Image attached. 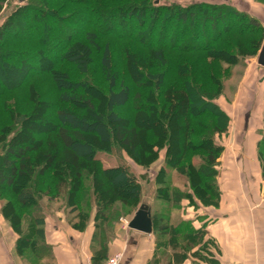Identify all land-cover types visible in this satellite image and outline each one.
I'll list each match as a JSON object with an SVG mask.
<instances>
[{
    "label": "trees",
    "instance_id": "1",
    "mask_svg": "<svg viewBox=\"0 0 264 264\" xmlns=\"http://www.w3.org/2000/svg\"><path fill=\"white\" fill-rule=\"evenodd\" d=\"M6 1L0 0V12ZM60 1L31 0L30 5L20 13L30 15L37 29L35 37L28 35L20 40L27 44L24 52L7 49V38L19 35L26 21L19 22L11 16L0 28V58L9 65H4L8 72L20 76L15 68L25 70L27 58L37 63L35 69L46 61L49 72L37 71L26 86H32L35 79L49 74L55 84L57 99L52 119V126L57 124V127L53 126L49 134H41L37 141H27L29 135L25 127L31 116L26 113L11 117L10 125L0 128V188L13 189L20 178L31 179L16 195L18 206L30 219L28 230L21 232L22 222H9L18 236L16 250L28 251L36 260L50 257V248L45 240L46 215L39 197H49L54 202L64 197L66 209L70 208L68 214L71 212L77 220V223L71 220L68 223L79 231L88 227L91 210L96 203L93 264H105L109 253L108 242L116 224L125 215H134L141 204L143 188L129 167L105 168L96 158L98 148L106 145V152L127 151L137 164L144 167L158 160L164 152L165 164L156 177V197L165 201L169 209L179 207L184 198L191 197L185 188L175 186L174 176L179 175L187 176L190 191L202 203L214 204L218 196V159L224 151L222 139L227 136L230 127V118L218 105L222 95L219 93L221 82L214 81L213 73L206 81L203 79L204 74H200L199 67L204 59L199 57L191 72L188 65H181L179 81L168 85L171 57L166 52L205 54L229 65L238 64L242 58L257 55L264 39V29L257 19L225 4L193 3L183 6L175 0H163L156 5L155 0H130L121 7L110 8L102 0H83L81 11L64 15L63 8L53 7ZM82 14H95L98 23L107 22V17H119L117 26L121 33L110 29L102 31L92 22L86 24L82 36L76 35L79 25L76 21L78 17H84ZM45 19L60 24L69 34V38L56 47L58 54L54 58L40 54V58L35 56L38 53L36 49L43 51L44 42H48L50 29L44 26ZM132 23L135 31L126 33V28ZM152 36L159 41L157 44L146 43ZM112 40H118L127 54H134V48L138 47L152 54L154 67L149 73L138 71L135 61L131 64L137 76L144 77L143 85H137L138 89L149 87L145 100L142 92L136 93L137 86L129 84L122 69L114 64ZM165 41L168 42L165 44ZM31 44L39 46L34 48ZM95 61L108 87L103 99L96 96L97 88L89 71ZM62 67L85 78L73 80L70 70L64 71ZM213 85L215 88L211 89ZM19 87H25V84ZM5 97V89L0 87V108L10 114ZM134 98L137 113L150 112L155 118L156 125L150 126L152 140H144L139 127L125 125L120 114ZM151 101H156V105L151 106ZM99 102L103 103L102 108ZM180 106L186 107V112L194 111L193 115L177 116L176 110ZM172 124L176 126V133L172 132ZM143 128L147 133V128ZM9 131L13 132V136L7 140ZM181 134L186 137L182 142L185 146L182 152L177 148L178 138L176 140V135ZM258 152L264 178V128ZM145 154L153 157L150 162L145 159ZM196 160H199L198 164ZM65 174L69 175L70 181L66 180ZM102 181L109 183L107 188H102ZM84 184L86 187L79 189ZM96 187L99 190L97 195L94 194ZM119 188H126V192H118ZM78 192L80 201L73 196ZM116 200H122V208H114ZM129 205L136 209L126 213ZM152 219L154 233L158 235L157 254L160 257L154 264H184L196 238L190 224H177L168 209L153 213Z\"/></svg>",
    "mask_w": 264,
    "mask_h": 264
},
{
    "label": "rangeland",
    "instance_id": "2",
    "mask_svg": "<svg viewBox=\"0 0 264 264\" xmlns=\"http://www.w3.org/2000/svg\"><path fill=\"white\" fill-rule=\"evenodd\" d=\"M73 1V2H72ZM107 7H121L125 5L127 2H130V0H102ZM136 1H150V0H136ZM161 1V2H160ZM174 1V0H172ZM175 3L181 4L183 6H187L193 3H209V4H221V5H228L235 9L238 12L245 13L249 17L255 18L258 20V22L261 24V26L264 29V1L259 0H175ZM82 2L83 0H62L60 2L54 3L53 7L55 9L63 8L62 13L64 15H69L71 13H76L81 11L82 9ZM155 4L163 3V0H155ZM31 3V0H7L4 3V6L2 8V11L0 12V28L1 26L11 18L17 19L19 22H24V26L22 30L20 31L19 35L15 36H9L7 38L8 46L7 49L14 50V51H22L24 52L27 50V44L25 42H21L22 38L24 36H32L35 37L37 34V29L35 27L34 22H32L30 15H22L20 13H23L25 8H27ZM63 5H66V7H63ZM22 15V16H21ZM84 17H78L77 23L78 29L76 35L82 36L84 32V27L88 23H94L100 30H112L114 33H121V29L117 26V23L120 21L119 17H113L110 19V17H107L105 23H98L97 18L95 14H82ZM44 26H48L50 29L49 35H47L48 42H44L43 45V51L37 50L35 52H38L35 54L37 58H40L41 56H48L49 58H54L58 52L55 51L57 49L61 42L63 40H66L69 38V34L67 33L64 28L50 20H43ZM42 27V26H41ZM135 31L134 23H132V26H129L126 28V33H133ZM202 43L203 40H200ZM251 41V40H250ZM152 42V43H158L159 41L156 40L155 36H152L148 38L146 43ZM168 41H165V44ZM43 44V42H42ZM113 44V51H114V64L122 69L124 73V79L129 82V84H133L135 86L142 84L143 85V78L139 77L134 72V69L132 68L131 64L135 61L137 63V69L138 71L142 70L145 73H149L154 67V60L152 54H150L149 51L144 50L142 48H134V54L133 53H126L123 45L118 42V40H112ZM264 44V39L262 42V46ZM34 48H37L39 45L35 44L32 45ZM242 46V45H241ZM261 46V48H262ZM260 48V50H261ZM257 53L256 56H249L247 58H242V60L238 64L229 65L225 61H218L212 57H209L205 54H188V55H180V54H174L172 52H166V55L171 57L170 58V66L168 68V81L167 84H174L176 81H179V73L181 65H188V69H190V72L192 69H194V66L198 63L197 59L199 57H203L204 62L199 67L200 74H204L203 79L206 81L207 78L211 73L214 74V81L218 82L220 80V89L219 93H221V97L218 100V103L224 104L225 101L230 106L232 101L236 99V97L240 94V91L242 87L246 88V83L248 81L252 82L254 85L251 87H257L262 86V89H264V68L258 65L257 63V57L260 53ZM40 54V55H39ZM131 59H128V56ZM35 57V58H36ZM27 63L25 70H23L21 67L15 68L17 70V73L20 76H15L10 74L8 72V69L4 67L6 65L9 67V65L6 64V61L0 58V87L6 92V101L7 105L9 106L8 109H10V114L5 113L0 108V128H3V126L10 125L11 123V117L15 115H22L24 113L27 114V116H31L29 123L26 125L25 130L26 134L29 135V138L27 141L30 143H33L38 140L39 137H41V134H49L53 131L54 127H57V124H54L52 126V119L53 113L56 111V89L55 84L53 83V80L48 75L41 76L40 78H37L33 81L32 86H26L27 81L31 76H33L37 71L41 72H49L48 63L45 61H42V66L40 68L37 67L35 69V65L37 63L30 62L29 58H27ZM36 61V60H35ZM41 62V61H40ZM178 67V68H177ZM254 70H253V68ZM64 71L69 69L66 67H62ZM136 69V68H135ZM70 70V69H69ZM90 75L92 77V83H94L95 87L97 88L96 96L100 97L101 99L104 98L105 94L108 93V87L104 80V78L101 75L100 66L98 62H94L92 66L90 67ZM71 73L73 80H83L85 77L81 74H75L71 70L69 71ZM146 75V74H145ZM218 79V80H216ZM25 84V87H19L20 85ZM250 87V88H251ZM211 89H214L215 86H210ZM136 89V93L142 92L144 96L143 100H145V97H147V92L149 87H142L138 89V86ZM7 90V91H6ZM51 93L50 95H48ZM81 93V91H80ZM136 98H134L131 102V104L120 111V114L124 117L125 125L134 128L139 127L142 134L144 135V140H152V136L150 135V129L151 125L155 124V118L152 117V114L150 112L137 113V105H136ZM156 101H151V106L156 105ZM100 107L104 106L103 103L99 102ZM101 107V108H102ZM194 111L186 112V107H179L176 110L177 116H180V118L185 117L186 114H188L189 117L193 115ZM12 115V116H11ZM161 118V117H158ZM163 119V118H161ZM190 119V118H189ZM147 128V133L146 129ZM172 132L176 133V126L172 124L171 126ZM13 136V132L9 131L7 140H10ZM178 138V140H177ZM177 148L179 151H183L185 146L184 143H182L184 140H186V137L184 135H179L177 137ZM106 145H103L102 148H98V151L96 153V158H98L105 168H114L118 166L125 165L129 167L130 171L134 173L138 180L140 181L142 188H143V195L146 197V199H151L152 196H155L157 183L155 177L158 175V172L160 169L164 166V152L160 154V158L156 160L155 162L151 163L149 166L144 167L142 165L137 164L128 154L127 151H122L121 153H110L106 152ZM153 157L151 154H145V159H147L149 162ZM196 163H199V160H196ZM66 180H69V175L65 174L64 176ZM184 179L187 180V176H182ZM31 181L29 177H22L20 178L13 189L2 187L0 188V224L7 225L8 228H10V222L12 223H20L22 222L23 229L21 232H26L29 228V217L26 215V213L23 211L22 208H20L16 202V195L18 190L26 187V185ZM72 181V180H71ZM103 182V181H102ZM73 183V182H72ZM107 182L102 183V188L105 189L108 187ZM175 186L179 188H184V185L180 182L175 181ZM86 184L79 187L85 188ZM98 188L96 187L94 190V194L97 195ZM118 192H126V188H119ZM143 195H142V201L143 203ZM73 196L76 199V201H80V195L79 192L75 193ZM43 205V210L46 215V220L48 221H56L57 213L62 212L63 217L68 222V220H71L75 223H77V220L74 219V215L68 214V211H70V208L68 210L66 209V199L64 197H60L58 201H50L49 197L40 198ZM97 204L95 203V206ZM92 207L91 215H90V223L94 221L95 217V209L96 207ZM137 207V210L139 207ZM123 207L122 200H116L114 203L115 209H120ZM5 208V211H3ZM103 209V208H102ZM126 209V208H125ZM134 206L129 205L128 208L125 210L127 213L130 211H134ZM136 210V211H137ZM132 214V213H131ZM123 220L130 221L128 218V215H125L123 217ZM122 221V219H121ZM1 226V225H0ZM2 229V227H0ZM11 229V228H10ZM12 233L14 234V237L16 238V241L18 239L17 234L11 229ZM79 231V230H78ZM1 232V231H0ZM5 233V232H4ZM5 238L8 239L7 235H5ZM15 241V244H16ZM2 241L0 239V245ZM18 255L22 258V260L25 261V264H49L48 261H39L34 258V255H32L28 251H17Z\"/></svg>",
    "mask_w": 264,
    "mask_h": 264
},
{
    "label": "crops",
    "instance_id": "3",
    "mask_svg": "<svg viewBox=\"0 0 264 264\" xmlns=\"http://www.w3.org/2000/svg\"><path fill=\"white\" fill-rule=\"evenodd\" d=\"M253 85L247 81L246 88L242 87L230 106L226 101L218 103L230 118V127L222 139L224 151L218 159L215 203H202L190 191L188 181L179 175L174 180L192 195L184 198L179 207L169 209L156 193L148 200L143 195V203L150 207L151 215L168 209L173 221L189 223L192 227L196 238L184 264H264V178L258 152L264 128V89ZM134 215L128 216L130 221ZM56 219L46 220L45 240L50 257L39 261L93 264L94 222L84 231H78L65 220L62 212L57 213ZM0 225V264H25L17 253L11 229ZM157 243L154 230L152 234H144L125 228L120 220L108 242V259L121 254V264H154L160 260Z\"/></svg>",
    "mask_w": 264,
    "mask_h": 264
},
{
    "label": "water",
    "instance_id": "4",
    "mask_svg": "<svg viewBox=\"0 0 264 264\" xmlns=\"http://www.w3.org/2000/svg\"><path fill=\"white\" fill-rule=\"evenodd\" d=\"M257 63L264 68V44L257 57ZM129 228L144 234H152L154 230L150 207L142 204L129 222Z\"/></svg>",
    "mask_w": 264,
    "mask_h": 264
},
{
    "label": "built area",
    "instance_id": "5",
    "mask_svg": "<svg viewBox=\"0 0 264 264\" xmlns=\"http://www.w3.org/2000/svg\"><path fill=\"white\" fill-rule=\"evenodd\" d=\"M122 223L124 225L125 228H128L129 227V221L127 220H123L122 219ZM121 258H122V255L121 254H118L112 258H109L105 264H121Z\"/></svg>",
    "mask_w": 264,
    "mask_h": 264
}]
</instances>
